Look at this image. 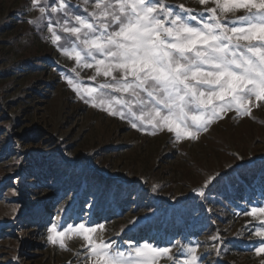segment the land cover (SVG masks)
I'll return each instance as SVG.
<instances>
[{"label": "rangeland", "instance_id": "obj_1", "mask_svg": "<svg viewBox=\"0 0 264 264\" xmlns=\"http://www.w3.org/2000/svg\"><path fill=\"white\" fill-rule=\"evenodd\" d=\"M66 2L85 17L92 11L91 0ZM163 2L174 12L184 5L198 19L214 6ZM41 3L49 6L44 19L32 0H0V264H95L82 237L69 234L64 248L49 240L53 224L66 231L80 223L97 227L94 237L114 247L146 241L171 247L173 259L159 264H178L175 257L188 247L198 249L203 264H264L254 250L264 244L254 235L264 217L244 214L264 204V101H254L248 116L224 113L195 140L133 128L67 83L98 87L105 78L51 42L47 26L59 29L55 21L64 13L50 12L59 0ZM58 34L63 44L66 34ZM33 158L52 162L58 178L50 184L62 183L66 194L46 192L51 186L25 166ZM251 173L255 180L244 181L241 175ZM240 185L245 191L236 194Z\"/></svg>", "mask_w": 264, "mask_h": 264}, {"label": "snow or ice", "instance_id": "obj_2", "mask_svg": "<svg viewBox=\"0 0 264 264\" xmlns=\"http://www.w3.org/2000/svg\"><path fill=\"white\" fill-rule=\"evenodd\" d=\"M198 2L207 5L209 0ZM91 3L92 11L85 17L72 11L66 0H59L58 6H50L51 13H64L55 21L59 29L47 27L51 42L66 57L78 67H94L96 77L105 78L98 87L67 80L81 98H92L86 102L93 107L129 119L131 127L138 130H146L140 125L150 126L153 135L167 130L179 141L197 139L229 111L251 115L253 102L264 101V0H212L214 6L206 9L207 19L203 13L198 19L184 5L174 12L163 0ZM32 5L44 19L49 6L41 0H32ZM239 11L245 14L227 23L222 19ZM58 31L66 34L63 44ZM112 101L126 109L127 117ZM244 214L264 217V204ZM98 227L103 229V225ZM50 232L49 240L59 242L62 248L69 234L82 237L95 264H159L161 259H173L171 247L152 241L130 243L126 249L114 247L112 242L95 238L97 227L85 223L66 231H58L53 224ZM254 235L264 239V227L256 228ZM197 250L181 248L175 260L178 264H203ZM254 250L257 255L264 254V244L254 245Z\"/></svg>", "mask_w": 264, "mask_h": 264}, {"label": "trees", "instance_id": "obj_3", "mask_svg": "<svg viewBox=\"0 0 264 264\" xmlns=\"http://www.w3.org/2000/svg\"><path fill=\"white\" fill-rule=\"evenodd\" d=\"M25 166L27 167V170H29L30 172H32L34 174V176H35L34 178H38L40 180V182H42L41 184H43L44 186H51V187H49V188H51V190L47 189L46 192H51L52 188L54 187V191H52L53 193H48V194H52V195L55 194L56 198H59V196L61 197L63 194H66L65 193L66 191L62 189V187H64L62 185V183L61 184H59V183L50 184L51 178H54L55 176L58 178L56 173L53 174L52 173L53 171H51L53 169L51 161L39 163V161H37V158H33L30 161H28L25 164ZM42 169H44L45 171H43ZM46 170H49V171L46 172ZM45 173H47V175ZM241 176H242L244 181H254L256 178V175L254 176V173H251L248 175L242 174ZM259 179H260L259 185L263 186L264 185V177L259 176ZM236 190H237L236 194L243 193L245 191L243 185H240L239 189H236ZM29 194L34 195L35 193L31 192ZM114 208H116V207L114 206ZM95 218L97 220V218H98L97 215L95 216Z\"/></svg>", "mask_w": 264, "mask_h": 264}]
</instances>
